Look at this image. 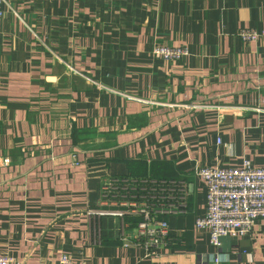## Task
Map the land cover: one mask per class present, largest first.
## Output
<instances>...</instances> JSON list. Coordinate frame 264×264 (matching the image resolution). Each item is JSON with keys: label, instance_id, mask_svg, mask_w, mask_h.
Wrapping results in <instances>:
<instances>
[{"label": "crops", "instance_id": "obj_1", "mask_svg": "<svg viewBox=\"0 0 264 264\" xmlns=\"http://www.w3.org/2000/svg\"><path fill=\"white\" fill-rule=\"evenodd\" d=\"M0 21V255L46 264H264V219L219 248L197 232L194 164L264 168V0H5ZM262 35L245 42L239 29ZM155 45H183L180 61ZM220 139V142H218ZM176 178L178 241L146 256L92 220L106 176ZM134 220L124 233L130 237ZM215 253L218 261L215 262Z\"/></svg>", "mask_w": 264, "mask_h": 264}, {"label": "built area", "instance_id": "obj_2", "mask_svg": "<svg viewBox=\"0 0 264 264\" xmlns=\"http://www.w3.org/2000/svg\"><path fill=\"white\" fill-rule=\"evenodd\" d=\"M5 0H0V21ZM237 35L245 42L257 40L262 33L254 28L239 29ZM155 58L180 61L188 54L185 46L155 45ZM220 142V139H218ZM194 172L205 183L206 210L196 217L195 229L209 235V242L219 248L224 238L251 232L254 222L264 219V168L244 160L240 168H211L194 164ZM186 186L176 178L146 175L106 176L98 188L95 207L86 214L94 227V242L99 241L96 225L102 217L120 220V242L123 246H140L146 256L154 250L169 247L178 241L169 227L168 217L187 212ZM134 220L128 237L124 230ZM214 261H218L215 253ZM0 264H22L10 254L0 255ZM73 264L69 254L62 253L55 262Z\"/></svg>", "mask_w": 264, "mask_h": 264}]
</instances>
